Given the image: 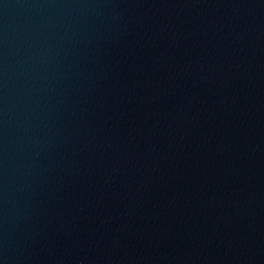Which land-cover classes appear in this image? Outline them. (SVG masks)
Masks as SVG:
<instances>
[{"label":"water","instance_id":"water-1","mask_svg":"<svg viewBox=\"0 0 264 264\" xmlns=\"http://www.w3.org/2000/svg\"><path fill=\"white\" fill-rule=\"evenodd\" d=\"M0 264H264V0H0Z\"/></svg>","mask_w":264,"mask_h":264}]
</instances>
